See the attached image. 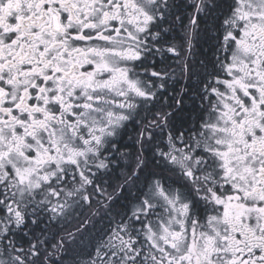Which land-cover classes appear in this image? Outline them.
Returning <instances> with one entry per match:
<instances>
[{
    "label": "snow or ice",
    "instance_id": "obj_1",
    "mask_svg": "<svg viewBox=\"0 0 264 264\" xmlns=\"http://www.w3.org/2000/svg\"><path fill=\"white\" fill-rule=\"evenodd\" d=\"M0 264H264V0H0Z\"/></svg>",
    "mask_w": 264,
    "mask_h": 264
}]
</instances>
